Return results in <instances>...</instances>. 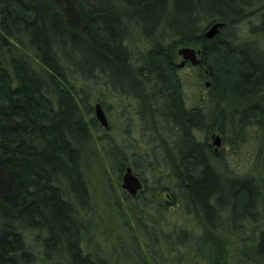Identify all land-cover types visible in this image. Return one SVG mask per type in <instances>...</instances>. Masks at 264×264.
Returning <instances> with one entry per match:
<instances>
[{
  "label": "trees",
  "instance_id": "1",
  "mask_svg": "<svg viewBox=\"0 0 264 264\" xmlns=\"http://www.w3.org/2000/svg\"><path fill=\"white\" fill-rule=\"evenodd\" d=\"M251 1L0 0V264H39L26 233L46 264H111L90 250L92 220L84 216L100 89L134 97L143 116L151 113L155 146L143 161L157 183L175 179L174 192L157 189L179 196L171 205L184 203L208 236L264 208V179L232 177L210 143L217 131L233 147L234 133L250 127L264 138V52L236 30L254 15ZM216 23L218 35L206 38ZM182 48L201 52L194 70L202 101L181 99ZM116 149H107L112 160ZM120 158V176L128 166L142 176L141 159L132 166ZM260 234L251 254L243 252L256 264H264Z\"/></svg>",
  "mask_w": 264,
  "mask_h": 264
},
{
  "label": "rangeland",
  "instance_id": "2",
  "mask_svg": "<svg viewBox=\"0 0 264 264\" xmlns=\"http://www.w3.org/2000/svg\"><path fill=\"white\" fill-rule=\"evenodd\" d=\"M250 4L249 11L254 15L236 30L240 40L256 44L264 52V30H261L264 28V0H252ZM186 76L182 78L186 97L198 100L205 88L197 85L194 76ZM94 97L93 107L97 103L102 105L110 130L107 132L102 126L97 133L93 132V141L87 147L86 174L90 200L84 216L92 220L89 227L92 235L90 250L110 260L111 264H256L243 252L251 254V248L258 244L260 233L264 232V215L257 216L261 219L257 223L250 222L249 226L240 223L238 227L230 224L217 235L208 236L200 228L196 215L187 212L184 203L175 207L170 205L166 209L164 195L157 188L168 186L169 191L174 192L175 179L157 183L159 178L156 173L148 167L149 163L143 161L153 158L155 145L149 144L148 140L138 142L137 115L134 111L137 102L107 88L100 89ZM215 135L222 138V145L217 149L232 177L264 179L261 167L254 172L255 166L264 163V138L259 131L252 127L244 132L236 131L232 139L233 147L229 140L214 131L210 135L214 149ZM199 137L202 142L206 139L204 132L201 134L199 131ZM100 138L106 145L105 149ZM112 147L120 150L115 160L107 151ZM124 155L132 166L134 159H141L137 172L146 181V188L143 186L136 198L127 199L126 196L130 195L122 188L126 170L120 176L116 162ZM172 197L178 202L179 196ZM26 236L38 263L46 264L42 260L39 242L33 235L26 233Z\"/></svg>",
  "mask_w": 264,
  "mask_h": 264
},
{
  "label": "flooded vegetation",
  "instance_id": "3",
  "mask_svg": "<svg viewBox=\"0 0 264 264\" xmlns=\"http://www.w3.org/2000/svg\"><path fill=\"white\" fill-rule=\"evenodd\" d=\"M196 51H199V50H197V49H195ZM178 55H179V53H178ZM200 57V55H198V58ZM183 62V57L182 56H180L179 55V58H178V64H177V66L179 67V75L180 76H182L183 77V75H187V76H194L195 77V70H194V68L195 67H197V66H195L192 62H190V61H186L185 62V64H184V66L183 67H180V64ZM186 76V77H187ZM200 96L198 97V99H200L201 101L204 99V92L202 93H200L199 94ZM169 96L172 98V93H170L169 92ZM181 96V99H188L187 97H186V95H180ZM128 99H133V100H135L136 102H137V109H135L134 111H135V113H136V115H137V131H136V133H138V136H139V138H138V142L139 143H142V142H146V140H148L149 141V144H153L154 142H155V135H154V133L151 131V127H153L154 125H155V120L153 121L152 120V118H153V116L151 115V113L150 114H148L147 116H143V115H145L144 113H143V115L141 114V112H142V110L140 109V105H139V101L137 100V99H135L134 97H131V98H128ZM187 105H189V104H187ZM173 112V111H172ZM171 112V113H172ZM173 114V113H172ZM107 116V115H106ZM108 119V118H107ZM109 123V122H108ZM170 125V128H172L173 127V125L171 124V123H169ZM104 129L108 132L109 130H110V125L107 127V128H105L104 127ZM197 132V133H196ZM194 131V132H192L193 133V135L195 136V138L197 139V141H199L200 140V137H199V130H197V131ZM202 134V133H201ZM173 139L170 137L169 138V142H170V145H169V148H173V141H172ZM215 151L216 152H219L218 151V149H216L215 148ZM127 169V168H126ZM125 169V170H126ZM139 178H140V180L142 181V183H143V186H144V188H146V181L144 180V179H142L140 176H138ZM158 178V177H157ZM144 192V191H143ZM163 195H164V199H165V203H168V206H166L167 208H169V206L171 205V199H172V195L169 193V192H164L163 193ZM139 195H137V197H138ZM136 198V197H135ZM257 211V213H254L253 211L251 212L250 211V213H247V211L246 212H244L245 214H244V216H243V219H242V224H247L248 226L250 225L249 224V222H251L252 220H255L256 221V223H257V221L259 222L261 219L259 218V217H257V216H259V215H264V208H261V209H256ZM231 212V211H230ZM263 217V216H262ZM230 219V218H229ZM231 221V220H230ZM231 225H234V226H237L238 225V222L236 221V223H233L232 221H231ZM239 224H240V222H239ZM230 224H229V226H231ZM260 236H261V234H260ZM259 236V237H260ZM250 259V258H249Z\"/></svg>",
  "mask_w": 264,
  "mask_h": 264
},
{
  "label": "water",
  "instance_id": "4",
  "mask_svg": "<svg viewBox=\"0 0 264 264\" xmlns=\"http://www.w3.org/2000/svg\"><path fill=\"white\" fill-rule=\"evenodd\" d=\"M223 27L222 23H216L210 26L206 32L205 37L208 39H213L215 36L218 35L220 29ZM179 55L183 57V62L180 64V67H183L186 61L192 62L195 66L201 64V60L198 58L200 55V51H196L193 48H182L178 51ZM210 84L208 83L207 86ZM95 115L97 121L100 123L101 126L107 128L109 126L108 119L106 113L100 103H97L94 107ZM214 145L216 149L221 147L222 145V138L219 135L213 136ZM123 184L122 188L132 197L135 198L137 195L143 190V183L140 178L134 174L133 169L131 167H127L126 172L123 176Z\"/></svg>",
  "mask_w": 264,
  "mask_h": 264
},
{
  "label": "bare ground",
  "instance_id": "5",
  "mask_svg": "<svg viewBox=\"0 0 264 264\" xmlns=\"http://www.w3.org/2000/svg\"><path fill=\"white\" fill-rule=\"evenodd\" d=\"M128 167H131V166H128ZM132 168V167H131ZM133 169V168H132Z\"/></svg>",
  "mask_w": 264,
  "mask_h": 264
}]
</instances>
